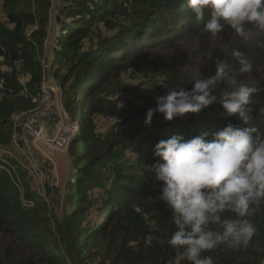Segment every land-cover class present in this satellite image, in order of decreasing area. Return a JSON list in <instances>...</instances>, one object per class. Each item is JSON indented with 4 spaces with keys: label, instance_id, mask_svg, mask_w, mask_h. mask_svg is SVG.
I'll use <instances>...</instances> for the list:
<instances>
[{
    "label": "trees",
    "instance_id": "16d2710c",
    "mask_svg": "<svg viewBox=\"0 0 264 264\" xmlns=\"http://www.w3.org/2000/svg\"><path fill=\"white\" fill-rule=\"evenodd\" d=\"M51 2L2 0L0 6H3L0 58L4 65L22 61V74L29 76L25 86L29 95L36 94L42 81L41 50L49 26ZM59 13L57 24L61 27L55 38L53 62L60 69H56L53 78L60 81L62 89L76 87V96L82 103L80 120L76 121L81 126L80 143L75 139L72 144L75 160L68 207L61 220L48 218L49 205L35 190L30 191L18 182L16 172L21 173V168L15 163L17 158L14 156L13 160L8 155L6 161H11L9 165L14 164L15 168L0 162V264H85L90 243L94 241L106 244L116 264H175L176 250L159 242L170 237L175 227L170 220L171 212L157 199L160 184L150 171L156 162L154 147L172 136L186 141L240 121L223 116L218 100L199 114L186 113L172 121L156 113L153 119L161 129L157 134L143 127L147 112H136L133 123L126 118L118 121L113 135L104 137L96 134L95 121L117 116L118 111L108 101L99 100L98 95L110 81H119L131 64L136 69L138 65L133 62L136 59L157 51L175 59V55L183 52V46L172 45L183 37L198 38L203 43L215 41L193 79L183 73L179 63L160 58L163 66L175 67L165 74V88L190 90L196 78L216 75L217 60L226 62L234 83L215 87L213 94L219 98L221 90H232L240 83L256 89L248 105L252 120L247 126L256 128L255 135L264 140V32L257 34L255 28L245 25L248 34L245 39L227 24L218 33L206 32L204 25L210 19L209 11L205 10L203 19H197L186 0H70ZM101 27L110 35H104ZM93 36H97L96 48L84 51L85 41H96L92 40ZM234 51L244 53L251 62L249 72H238ZM63 67L66 72L60 71ZM159 70L157 67L156 71ZM1 79L6 95L0 100V144L12 146L11 116L14 112L30 110L33 104L30 98L20 95L23 86L18 73L0 71ZM79 144L80 154L76 151ZM102 171L107 175L104 179L98 175ZM110 175L115 182L103 195L104 203L94 223L86 221L85 217L95 208L89 195L93 196L96 189H106ZM23 201L32 203L33 208L25 209ZM252 207L254 214L242 218L256 228L247 247L220 245L202 255L211 256L213 264H262L264 200ZM224 215L237 218L230 212Z\"/></svg>",
    "mask_w": 264,
    "mask_h": 264
},
{
    "label": "clouds",
    "instance_id": "9594fccd",
    "mask_svg": "<svg viewBox=\"0 0 264 264\" xmlns=\"http://www.w3.org/2000/svg\"><path fill=\"white\" fill-rule=\"evenodd\" d=\"M186 3L197 19H203L205 10L209 11L206 32L218 33L224 24L245 39V25H251L257 34L264 32V0ZM233 56L238 59L239 73L251 70L244 53L234 51ZM227 69L226 62L217 60L214 77L196 78L190 90H167L156 98V108L147 111L143 122L150 127L156 113L166 121L186 113L199 114L218 100L223 116L240 121L186 141L172 136L154 147L156 162L150 171L160 184L157 199L171 212L175 227L170 237L159 242L176 250L175 264H213L212 257L202 253L220 245L247 247L256 233L254 225L242 219L254 214L252 206L264 200V140L257 138L256 128L247 126L252 120L248 105L256 89L240 83L232 90H221L218 98L213 94L215 87L234 83ZM226 212L237 218L226 217Z\"/></svg>",
    "mask_w": 264,
    "mask_h": 264
},
{
    "label": "rangeland",
    "instance_id": "374dc122",
    "mask_svg": "<svg viewBox=\"0 0 264 264\" xmlns=\"http://www.w3.org/2000/svg\"><path fill=\"white\" fill-rule=\"evenodd\" d=\"M69 1L70 0H66L64 3L59 4L52 3L51 16V8L49 9V26L46 30V36L43 39V49L41 50L42 57L40 64H43V67L45 69H48L49 76L46 75L45 78L50 81V88L56 90L59 95H61L60 98H57L56 104L58 105V107L64 110L62 106L64 105L69 118L72 121H79L81 116L82 103L80 98L76 96V87H67L62 89V84L60 83V81L53 78V73L56 71V69H60V66L57 63L53 62V51L56 47L55 38L57 37L59 27H61L60 23L57 24V16L60 14L59 12L69 4ZM0 11H3V6L0 7ZM95 29L96 27H94L93 33H96ZM99 29L104 35H110V32L105 31L104 28L101 27ZM95 39L96 41H93L92 43L85 41L83 44V50L87 51L89 49H95L96 47L94 46V43L98 44L97 36L96 38L93 36L92 40ZM175 42L176 43H174L172 47L177 44L181 45V43L183 46V52H179V54L175 55V59H173L168 53H161L159 51L145 55L140 59H136V61H133L138 65L136 69L132 68L133 64H131V69L127 68L129 71L127 70L126 72H122L119 81L116 82L112 80L102 89V92H100L98 95L99 100L101 99L102 101L103 99V101H108L111 105L115 107L116 112L118 111V115L109 116L110 118L103 117L99 118V120L97 119L95 121L97 135H102L104 137L112 136L114 128H118V123L120 121H123L126 118L129 119L131 123H133V120H136V117L133 116L134 113L140 111L147 112L149 109L156 108V98L158 96L165 95L167 91L164 83L166 79L165 74L169 73L173 68H175L170 67L171 65L166 67L163 66L160 63V58L170 59L172 61V64L179 63L180 66L178 65V67H181L183 73L187 74L190 79H193L196 76L195 72L201 69V60L207 59L209 57L210 48H212L215 44V41H208L207 43H203V41H200V39L198 38L189 39L188 37H183L179 41ZM157 67H160L159 71H156ZM0 71L2 74H7L4 67H0ZM60 71L66 72V68L63 67ZM16 114H18V112H14L12 114L11 121L12 117ZM58 118L59 117H57L56 119ZM152 124L154 125V128L152 130L153 133H160V126L154 119H152ZM143 127L146 131H148L146 129L148 127ZM120 131L122 130L120 129ZM13 133L14 132L12 131L10 135L11 140L13 137ZM44 133L45 135L43 134L40 138H38V140H34L32 142L31 155L34 156L38 161L41 158L42 160L50 164L51 168L53 167L52 177H50L49 180L44 181L43 183H41L40 186H38L40 182L37 180L36 174L34 173V169L36 168L30 167V165L25 159L24 165L35 175V181L32 179L31 174L28 173L29 170L26 168L20 169L21 173H16L24 188H28V190L30 191L35 190L37 195L39 197H42L41 200H43L44 203L49 205L48 218L53 219L55 221H59L63 218L64 209L68 205L67 203L69 200V184L72 185L73 183L72 176L74 173L75 149L72 144L75 139L78 143H80V135L77 134L72 144L68 147V149L64 151L61 147L57 145V130L54 125L46 126L44 129ZM51 133L55 137L56 141L53 147L51 149H48L47 146H45V143ZM46 144H48V142ZM0 147L5 149V151L12 148L10 144H0ZM80 147L81 145L79 144V148L76 150L79 154ZM18 154L19 153L17 152L15 155V158L17 159H19ZM127 154L130 155V152H127ZM6 158L7 156L5 154L0 153V162H2L3 164H11V161L7 160V162ZM10 158L14 160L12 155L10 156ZM15 163L16 165H18L16 160ZM42 164L46 166L48 165L45 163ZM12 166L15 168L14 164ZM98 175L102 179L107 177L106 173H104L103 171L98 173ZM114 180L115 178L110 175L109 181H107V183L105 184L106 189H96L93 193V196L89 195L88 198H90L91 200L93 199V203H95V208L90 212V215H87L85 217L86 221L92 220V222L94 223V217L97 216L99 207H101L104 203L103 195H105V193L109 191V188L112 187L113 183L115 182ZM38 188L40 190H38ZM39 194H42V196H40ZM24 207L25 209H28L32 206L24 204ZM67 211H69V209H67ZM105 215L106 213L103 214V216ZM90 244V253H88L87 261L84 262L85 264H116L113 261V255L111 254V250L107 251V246L105 243L94 241ZM262 264H264V262Z\"/></svg>",
    "mask_w": 264,
    "mask_h": 264
},
{
    "label": "built area",
    "instance_id": "2783aa9c",
    "mask_svg": "<svg viewBox=\"0 0 264 264\" xmlns=\"http://www.w3.org/2000/svg\"><path fill=\"white\" fill-rule=\"evenodd\" d=\"M66 0H52V3H64ZM2 4V0H0V6ZM52 15V6L50 11V16ZM51 21V17H50ZM0 62H3V58H0ZM1 67L5 69L7 73L16 72L19 74V81L21 82L22 90L21 96H25L26 98H30L33 104V107L23 113H18L12 117V127H13V137L11 140L12 148L5 151V149L0 147V153L5 154L6 156L14 157L18 152L19 159L16 160L18 167L21 169H28L25 167V161L28 162L30 167H35L34 173L36 174L37 180L40 182L38 186L41 185L44 181H47L52 177L51 165L41 158L39 161L31 155V145L34 140H38L44 133V129L46 126L54 125L57 130V145L61 147L64 151L68 149V147L72 144L73 140L76 138V135L80 133L81 126L78 122L72 121L68 113L63 106L64 110L56 104L57 98H60L61 95L56 90L50 88L51 83L49 80L45 78L46 75L49 76L48 69L43 67L42 64V81L40 83L39 89L35 95H29L25 88L26 81L29 76L27 74H22V61L18 60L11 65H4L2 63ZM6 95V89L3 79L0 80V100L4 98ZM62 113V114H60ZM60 114V115H59ZM59 117L58 119H56ZM154 125L151 124L148 127L149 132H153ZM56 139L51 133L49 138L47 139L45 146L48 149H51L55 143ZM12 150V151H11ZM39 162V163H38ZM48 164L47 166L42 164ZM8 164V163H7ZM13 167L12 165H9ZM14 168V167H13ZM29 170V169H28ZM29 174H31L32 179L35 181V175L29 170ZM16 179L19 182V178L16 175ZM42 180V182H41ZM38 190H40L38 188ZM42 196V194H39ZM24 204H28L32 206V203L23 201Z\"/></svg>",
    "mask_w": 264,
    "mask_h": 264
}]
</instances>
